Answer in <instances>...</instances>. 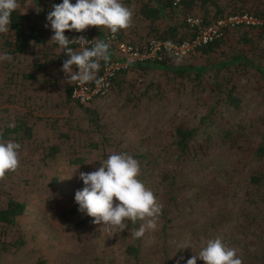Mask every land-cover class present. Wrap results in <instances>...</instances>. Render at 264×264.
<instances>
[{
    "label": "rangeland",
    "instance_id": "374dc122",
    "mask_svg": "<svg viewBox=\"0 0 264 264\" xmlns=\"http://www.w3.org/2000/svg\"><path fill=\"white\" fill-rule=\"evenodd\" d=\"M19 3L23 13L39 12L38 24L45 27L54 0ZM247 3L242 10L254 11L264 0ZM188 16L202 19L199 10ZM171 20H183V12ZM45 28L42 46L0 61V130L22 117L33 133L8 139L21 145V166L0 181V207L10 197L25 203L19 226L27 243L15 252L0 250V264H35L40 256L44 264H176L180 257L186 264L217 237L243 264H264V153L257 151L264 137V32L229 30L209 55L194 51L163 69L130 66L120 86L79 106L65 99L72 83L62 70L68 57ZM3 36L0 55L6 53ZM230 87L236 107L226 101ZM180 123L197 128L184 152L172 137ZM102 151L106 157L127 152L139 162V179L163 204L155 231L134 239L139 223H130L128 231L108 236L90 216L85 230L75 231L74 223L86 215L74 200L83 188L79 173L96 170ZM78 154L96 161L67 163ZM13 238L12 230L0 227V242ZM185 241L191 247L178 249ZM197 264L204 262L198 258Z\"/></svg>",
    "mask_w": 264,
    "mask_h": 264
},
{
    "label": "clouds",
    "instance_id": "9594fccd",
    "mask_svg": "<svg viewBox=\"0 0 264 264\" xmlns=\"http://www.w3.org/2000/svg\"><path fill=\"white\" fill-rule=\"evenodd\" d=\"M19 8V0H0V34L10 31L11 15ZM46 20L53 31L50 40L56 42L68 56L62 64L67 82H78L81 85L95 82L99 85L102 82V79L97 78L100 62L110 61V44L104 40H95L88 46L90 40L85 36H75L74 40H70L65 32L81 33L95 27L99 31H109L114 37L118 31L132 27L133 10L121 0H75V3L62 0L52 5ZM74 43L80 45V51L69 46ZM2 60L11 61L12 57L5 53L0 55ZM20 148L18 142L0 137V181H4L8 174L15 173L21 166ZM93 161L96 160L86 163ZM139 176L140 165L132 155L127 152L110 153L96 170L79 173L83 188L74 195L78 211L92 217L94 224H102L101 230L108 236L128 231L130 223H139V227L132 232L134 239L144 237L146 232L155 231L163 204ZM189 246L191 244L185 241L178 249ZM198 258L204 264H243L236 250L227 247L219 237L207 240L198 255L187 259L186 264H197ZM179 259L176 264H179Z\"/></svg>",
    "mask_w": 264,
    "mask_h": 264
},
{
    "label": "trees",
    "instance_id": "16d2710c",
    "mask_svg": "<svg viewBox=\"0 0 264 264\" xmlns=\"http://www.w3.org/2000/svg\"><path fill=\"white\" fill-rule=\"evenodd\" d=\"M218 1L219 0H165L163 4H161V6L159 7V10L157 8H153L151 5L142 4L140 8V13L144 17L150 20H155L158 16L157 13L159 12V14L163 16L164 14L163 10L166 8L169 10H174L175 8H177L178 10H181L183 12V20L179 21L178 23L174 25L167 24L163 26L161 33L157 34V36L161 38H170V39H175V40L182 39L183 40L185 38L192 37L197 30L196 27L190 26L186 21V16L190 14V12H192V10H194L195 8L199 10L202 9L204 11L202 15V19H201L203 25L208 24L211 20L217 17H222V16L235 13V12L247 11V10H242V7L247 6L248 0H225L226 5L232 6L229 11L225 10V6L219 5ZM59 2L60 0H57V3ZM54 4H56V2ZM208 6H215V7L218 6L217 11H214L213 16L211 17L209 15L210 8ZM222 7L224 8L222 9ZM256 9L254 11H248V12L258 14L259 16H264V10L262 8L257 9V10ZM41 18H42L41 14L39 12L37 13L24 12L23 13L19 9L14 11L11 15L12 23L10 25V31L7 34H3L4 35L3 36L4 37L3 47H5L4 48L5 52L10 55H17V54L22 55V54H25L29 49L42 46L45 43L47 32H46V28L43 27V25L38 24ZM70 32L71 31H66L65 35L69 37L71 34ZM90 32H91V29H90ZM117 35L120 37L119 32H117ZM223 38L224 36L211 43L201 46L200 48L196 49V51L200 52V54L209 55L210 53L214 52L217 49V47L221 45V41L223 40ZM93 43H94V40H93ZM56 45L58 44L56 43ZM110 49L114 50V47L110 45ZM172 59L174 58L167 57L162 60H158L156 58L147 59V60L142 61L139 64L132 65L131 67L138 66L139 68L152 67V68L163 69V68L168 67L172 63L170 61ZM237 59H239V57L236 55L234 56L233 61H236ZM105 64H106L105 62L101 63L100 70ZM33 66L39 67V64H36V62H34ZM180 70L182 69H179V71ZM127 71L128 69L119 71L118 74L113 78L112 85L120 86V83L123 81ZM196 73L199 75V71H196ZM12 76H15V74H12ZM23 76L24 77L28 76L32 78L34 77L33 74L31 73L25 74V72H23ZM10 81L11 80H8L9 83H11ZM71 89H72V83L69 86H66L65 88V96H66L65 99H69L71 97ZM226 101L231 106L236 107L238 105V99L236 98L234 94L233 87H230L228 94H227ZM75 103L78 104L79 106H86L84 104H79L77 102ZM83 111H86L87 115L90 114L91 117L95 116V111H93V109L89 107L83 108ZM17 119L18 121H16L12 125L9 124L6 126H2L0 130V137H2L4 140H8L11 137L13 139H18V138L23 139V138L32 137L33 135L32 125L29 124L28 119L22 118V117H18ZM89 121L93 125L97 126L96 124L97 120L95 118H91V120ZM196 134H197L196 127H191L183 123H180L177 126H175L172 131V137H173V141L177 149L181 152H184L186 149H188L190 141L193 140ZM263 142H264V137L258 146V149H257L258 153H262V154L264 153ZM92 147L95 150L96 145L92 144ZM103 152L104 151H102V157L98 161V167L100 166V162H102L103 160L107 158ZM87 157L88 156H85L84 154H78L76 156H71L67 160V163L70 165L71 164L83 165L86 162ZM133 158H135V156H133ZM25 210H26L25 203L22 200H18L17 198H13V197L8 198L5 205L3 207H0V227L2 228V230L10 229L14 232V238L12 240H2L0 242V250L2 252L18 251L20 248H22L27 243V238L19 226L20 218L24 214ZM67 214H68V210H67ZM70 215L78 216V211L75 209H71ZM88 221H89V216L87 215H85L83 218H79L74 223L75 231H77L78 233H82L85 230L86 224ZM131 250L134 254L137 253V249L133 250L131 248ZM44 261H45L44 258L40 256L35 262V264H44Z\"/></svg>",
    "mask_w": 264,
    "mask_h": 264
},
{
    "label": "built area",
    "instance_id": "2783aa9c",
    "mask_svg": "<svg viewBox=\"0 0 264 264\" xmlns=\"http://www.w3.org/2000/svg\"><path fill=\"white\" fill-rule=\"evenodd\" d=\"M61 2L62 0H60L59 3ZM71 2L75 3V0H71ZM51 10L52 8L50 11ZM186 21L190 26L196 27L197 30L192 37L183 40L161 38L157 35H153L147 37L144 42L135 45L122 40L117 33L114 37L111 33L107 34L105 41L114 47L119 56L106 63L97 74V78L102 79L99 85L95 82L83 85L78 82H72V100L79 104L90 103L95 97L104 95L109 91L112 80L119 71L141 63L144 60L155 58L162 60L167 57L182 58L196 51V49L201 46L222 38L227 31L237 28L253 27L264 31V16H259L258 14L248 11L235 12L217 17L205 25L202 24L200 18L192 16H188ZM46 22L51 29L49 22L47 20ZM70 33L68 37L70 40H74L75 36L83 35L90 40L88 46L93 43L90 28L81 33L75 31H71ZM70 46L81 50L79 44L74 43Z\"/></svg>",
    "mask_w": 264,
    "mask_h": 264
},
{
    "label": "crops",
    "instance_id": "0c3cea01",
    "mask_svg": "<svg viewBox=\"0 0 264 264\" xmlns=\"http://www.w3.org/2000/svg\"><path fill=\"white\" fill-rule=\"evenodd\" d=\"M165 1V0H164ZM163 0H121V2L129 7L130 9L133 10V25L132 27L128 28L127 30H120L119 35L120 38L128 43L131 44H139L141 42H144V40L149 37L150 35H157L159 33H161L162 31V27L169 24V25H174V23H172L171 19L172 17H175L177 14V8H175L174 10H169V9H164V14L163 16L159 14V12L157 13V18L155 20H150L146 17H144L141 13H140V8L142 4H148L151 5L153 8H157L159 10V7L161 6V4H163L164 2ZM57 3V0H54V3ZM219 5L225 6V10L229 11L231 9L232 6L230 5H226L225 0H223V2H220V0L218 1ZM258 4V3H255ZM210 8V17L213 16L214 11H217V7L215 6H208ZM258 7H262V9L264 10V4H260L258 5ZM224 7H222L223 9ZM253 8L256 9V5L253 6ZM195 10H199V9H194L192 10V12H194ZM201 15H203L204 11L201 9L199 10ZM190 12V13H192ZM178 20V19H177ZM91 36L95 42V40H104L105 41V36L109 33V31L107 30H101L99 31L97 28L95 27H91ZM106 42V41H105ZM75 50H79L78 48H73ZM109 55H110V59L113 58H117L119 56L118 52L115 51V49H110L109 48ZM66 57H68L66 55ZM103 62V61H102ZM100 62V63H102ZM139 69V67H132L133 69ZM129 71V70H128ZM127 71V72H128ZM133 74V73H131ZM129 73L125 74V77H128ZM121 85V84H120Z\"/></svg>",
    "mask_w": 264,
    "mask_h": 264
}]
</instances>
